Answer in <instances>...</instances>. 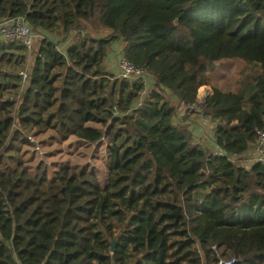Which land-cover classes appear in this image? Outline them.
Masks as SVG:
<instances>
[{"label": "trees", "instance_id": "obj_1", "mask_svg": "<svg viewBox=\"0 0 264 264\" xmlns=\"http://www.w3.org/2000/svg\"><path fill=\"white\" fill-rule=\"evenodd\" d=\"M17 17L35 42L0 37V264H264V165L215 154L264 128V0H0ZM73 137L104 150L103 177L53 148Z\"/></svg>", "mask_w": 264, "mask_h": 264}, {"label": "built area", "instance_id": "obj_2", "mask_svg": "<svg viewBox=\"0 0 264 264\" xmlns=\"http://www.w3.org/2000/svg\"><path fill=\"white\" fill-rule=\"evenodd\" d=\"M0 35L8 42L22 44L24 47H26L28 54L31 55L34 48L35 34L33 33L32 28L28 24L25 17L3 19L0 22ZM111 56L114 57L115 62L117 63L118 76L115 74L117 77L130 80H143L149 86L150 80L144 70L136 67L130 61L121 58L120 55L115 52H113ZM22 74L24 75V77L27 76L25 71L22 72ZM203 89L204 87H202L199 92H201V90ZM206 97H208V92L205 94L204 90V94L201 99H204ZM201 105H203V103H196L195 105L189 107V111H194ZM182 108L187 109L186 106H182L181 109ZM198 112L201 113L200 110ZM215 154L219 156H227L228 159L234 162L242 161L245 166H251L255 163L264 165V128L257 131V139L255 145L243 156L236 155L235 153H224L222 151H216ZM243 158H245L246 161ZM232 261H235V259H232Z\"/></svg>", "mask_w": 264, "mask_h": 264}, {"label": "rangeland", "instance_id": "obj_3", "mask_svg": "<svg viewBox=\"0 0 264 264\" xmlns=\"http://www.w3.org/2000/svg\"><path fill=\"white\" fill-rule=\"evenodd\" d=\"M60 45H61L60 47L62 49H65L64 44L61 43ZM116 48L120 49L117 46H116ZM115 51H117V50H115ZM114 63L116 64V62H114ZM240 72H241V69H240V65L238 63L221 64V65H219V67L217 69L215 77H217V76L221 77V75H225V78H227V77L232 78V81H230V86H234L236 83L235 78L237 79L238 74H240ZM211 85H212V82L210 84L203 85L200 87V89H202V87H204V89L201 90V92H198V102L197 103L198 104L203 103V105L196 108L195 109L196 112H198L199 110H203V106L208 99H206L207 97L204 99H201V97H203L204 90H206V89L208 91V98L210 97L211 92H212L211 91ZM200 102H202V103H200ZM186 110L188 111V113H190L189 107H187V109H183V108L179 109L178 118H177L178 121L183 119ZM189 121H190V119H189ZM196 123L200 124V125H204L205 127H207L209 129L208 134L210 136L212 135L211 129L209 128L211 124L208 123V121L206 122L205 120L201 121L200 119H198ZM44 137H48V136H42V138H44ZM210 138H212V137H210ZM53 148H60V149H62L61 151H65V153L69 152V153L73 154L72 155L73 156V163H75V164L79 163V167H83V166H86L88 168L94 167L97 169V171L100 173V175L102 177L104 176L103 168L105 166H104L103 161L100 160V158H99V157H102L104 155V152H103L104 150L102 149L103 151H100L99 148L97 147V145L96 146L95 145L94 146H87L84 142H80L79 140H77L76 138L73 137L70 140L63 143L62 145L54 144ZM45 150H47V148H42L41 151L43 153H45V152H47ZM38 155H41V152ZM71 161H72V157H71Z\"/></svg>", "mask_w": 264, "mask_h": 264}, {"label": "crops", "instance_id": "obj_4", "mask_svg": "<svg viewBox=\"0 0 264 264\" xmlns=\"http://www.w3.org/2000/svg\"><path fill=\"white\" fill-rule=\"evenodd\" d=\"M0 37H2L1 35H0ZM3 38V37H2ZM67 45L68 44H66L65 46H64V48L66 49V47H67ZM120 48V47H119ZM115 50H117V52H120V49H118V48H116ZM114 50V51H115ZM113 51V52H114ZM112 52V53H113ZM111 53V54H112ZM115 62V59H114V57H112L111 55H110V57H109V60H108V69L111 71V72H113L114 74H116L117 76H118V67H117V63L115 64L114 63ZM201 121H204V118L203 117H201V119H200ZM206 120V119H205ZM206 122H207V120H206ZM210 129H211V136L208 134L209 133V129L207 128V127H205L204 125H200V124H194L193 125V127H192V129H193V131H194V136H195V140H197L200 144H202L203 146H211V144H212V141H213V130H212V125H210V127H209ZM210 137H212V138H210ZM245 161H246V159L245 158H243ZM246 163V162H245Z\"/></svg>", "mask_w": 264, "mask_h": 264}, {"label": "water", "instance_id": "obj_5", "mask_svg": "<svg viewBox=\"0 0 264 264\" xmlns=\"http://www.w3.org/2000/svg\"><path fill=\"white\" fill-rule=\"evenodd\" d=\"M206 99H208V97H207ZM201 106H202V105H201ZM203 107H204V106H203ZM200 111H201V113H202L203 110H200Z\"/></svg>", "mask_w": 264, "mask_h": 264}, {"label": "bare ground", "instance_id": "obj_6", "mask_svg": "<svg viewBox=\"0 0 264 264\" xmlns=\"http://www.w3.org/2000/svg\"><path fill=\"white\" fill-rule=\"evenodd\" d=\"M208 91H207V89L205 90V94L207 93Z\"/></svg>", "mask_w": 264, "mask_h": 264}]
</instances>
